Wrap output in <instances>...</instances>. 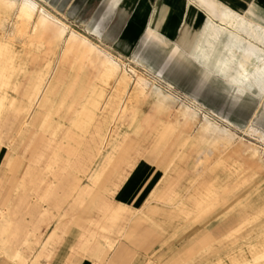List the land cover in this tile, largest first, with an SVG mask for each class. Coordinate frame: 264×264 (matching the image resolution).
I'll list each match as a JSON object with an SVG mask.
<instances>
[{"label":"rangeland","instance_id":"rangeland-1","mask_svg":"<svg viewBox=\"0 0 264 264\" xmlns=\"http://www.w3.org/2000/svg\"><path fill=\"white\" fill-rule=\"evenodd\" d=\"M104 11L0 0V247L13 264H264V95L196 71L192 41L118 51ZM138 161L161 167L159 198L118 200Z\"/></svg>","mask_w":264,"mask_h":264},{"label":"crops","instance_id":"crops-1","mask_svg":"<svg viewBox=\"0 0 264 264\" xmlns=\"http://www.w3.org/2000/svg\"><path fill=\"white\" fill-rule=\"evenodd\" d=\"M90 2L92 7L105 10L102 13L104 23L117 26L114 40L118 42V51L132 53L144 39L154 37L165 46L176 42L181 46V41H192L194 47L183 50L179 47V52L180 56H190L198 62L194 61L196 71L205 73V77L211 81H225L232 87L234 96L243 99L254 97L250 90L243 96L234 93L237 84L238 86L242 84L244 92L247 89H254L258 91V97L264 95V0H90ZM222 10L224 12L221 13V22L219 17ZM222 23L226 28L220 26ZM199 36L200 41L197 43ZM58 38L62 40L61 33ZM107 64L109 67L106 75L112 82L118 71L115 66L119 65L116 63L113 66L109 62ZM95 74L97 72H94ZM145 86L143 81H139L133 92L143 95ZM131 169L123 183L127 186L117 193L118 200L158 199L159 196L154 195L160 194L159 186L163 178L161 167L149 161H138ZM143 188H147V192L142 193ZM12 255L11 250L0 247V264H13ZM77 264L101 263L93 258ZM103 264L112 263L107 260Z\"/></svg>","mask_w":264,"mask_h":264},{"label":"bare ground","instance_id":"bare-ground-1","mask_svg":"<svg viewBox=\"0 0 264 264\" xmlns=\"http://www.w3.org/2000/svg\"><path fill=\"white\" fill-rule=\"evenodd\" d=\"M45 25V23L43 22V20L41 19L36 25H35V27L33 28V33L35 34V35H37V34H39L41 31H42V28H43V26ZM52 53V52H51ZM247 58H248V56H247ZM241 74H240V78H241ZM242 85V84H241ZM238 86V84L235 86V89L237 90V92H241V93H243V88H242V86ZM100 153V152H99Z\"/></svg>","mask_w":264,"mask_h":264}]
</instances>
